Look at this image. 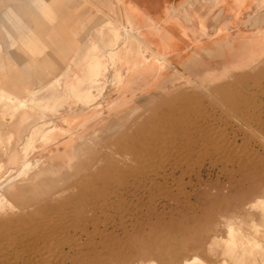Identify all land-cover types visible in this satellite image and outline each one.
<instances>
[{
  "label": "rangeland",
  "instance_id": "374dc122",
  "mask_svg": "<svg viewBox=\"0 0 264 264\" xmlns=\"http://www.w3.org/2000/svg\"><path fill=\"white\" fill-rule=\"evenodd\" d=\"M46 1L25 0L34 16L8 2L22 16V37L0 6V53L28 52L21 69L41 76L34 90L18 84L14 71L0 86V264H264L263 0L229 24L249 31L251 47L214 43L213 23L212 33L202 29L212 39L208 71L166 69L142 93L123 87L137 67L165 59L125 47L129 37L105 23L115 15L108 0H61L63 11L93 16L83 18L75 41L82 51L99 36L86 54L104 64L90 72L81 61L77 75L71 59L50 82L67 67L69 55L60 51L74 49L60 50L42 33L40 24L59 22L47 16L59 1ZM30 41L38 45L28 48ZM90 84L87 100L81 92ZM18 115L28 124L45 115V128L27 139Z\"/></svg>",
  "mask_w": 264,
  "mask_h": 264
},
{
  "label": "crops",
  "instance_id": "0c3cea01",
  "mask_svg": "<svg viewBox=\"0 0 264 264\" xmlns=\"http://www.w3.org/2000/svg\"><path fill=\"white\" fill-rule=\"evenodd\" d=\"M10 1H20L22 4L17 6L23 14L21 7H24L29 11L28 5L25 0H0V6H2V11H6V18L9 19L12 23L17 22L15 28L17 29V37H22V32L20 30L19 22L22 21L21 14H18L17 11L13 8L12 5L8 4ZM40 1L41 3H48L46 0H35ZM50 1V0H49ZM57 3L58 12L53 11L52 8H49V14L47 16L51 19L56 15L59 22H56L52 27L44 26L40 24L43 34L50 36V39H54L59 43L60 50H70L64 53L60 51L61 54H68L67 67L64 72L54 76L50 82L57 78L58 76L64 74L66 69L71 66L77 75L81 74L80 67L81 61L84 59V53L89 48L92 42H97L99 38L93 39L92 37H87L90 41L86 44V49L79 51L77 42L75 41L76 35L84 27V19H92L93 16L83 17L82 12H77L76 8L70 9L69 11H63L61 6L64 2L61 0ZM102 2L104 0H101ZM111 1V5H108L107 9L115 13L109 15V18L105 20V23L115 24V25H125V29L131 34H134V37L139 39L138 47L130 45V43L125 46L130 48V51H152L155 53V58L165 59L163 66H160L159 63L155 62L153 66L148 67L147 69L139 68L135 74L132 75V81L123 87L127 89L131 86L136 87L142 93V85L144 87H152L157 85V83L162 78V72L166 69L171 70L174 75L177 76L179 73L186 74L187 76H193L194 71L205 72L209 70L210 58L206 51L211 48V40L207 38L202 29H205L208 33H215L216 38L214 43L222 44L227 48L233 47L234 45H239L243 43L245 47L244 50L251 47L252 43L250 42L251 36L249 31H240L235 30L234 34H228L229 29L225 27L228 21V17L232 16V13L235 17H238L240 14H243V10L247 11L253 7L259 5L257 2L259 0H108ZM264 2V0H263ZM216 7V13L212 17L210 13L211 6ZM98 10H101L103 14H107V11H104L98 7ZM244 11V12H245ZM31 15H35L33 11H29ZM187 15V16H186ZM217 16V17H216ZM222 16V17H221ZM221 17V19L219 18ZM214 21V22H212ZM236 22V20H234ZM213 23H217V26L211 31V26ZM100 26H96V30ZM121 27V26H120ZM121 32L122 33V28ZM217 30V31H216ZM220 30V33L216 34ZM228 30V31H227ZM106 31L105 36L109 35V31ZM132 31V33H131ZM3 30H0V33H3ZM5 32L11 35V31L7 29ZM244 32V33H243ZM107 34V35H106ZM123 34V33H122ZM126 34V33H124ZM88 36V35H87ZM129 37V36H128ZM21 39V38H20ZM130 39V37H129ZM128 39V40H129ZM80 43L83 41V38L78 39ZM143 44V45H142ZM38 45L35 41H30L26 43L25 46L35 48ZM140 46V47H139ZM143 46V50H142ZM116 47V46H115ZM114 47V48H115ZM108 49V48H106ZM242 54L244 51H240ZM1 65H0V86L3 81L7 78V75L14 77V72L16 75H19L21 78L17 80V83L28 85L34 90V82L40 81L41 76H35L32 78L31 74H34L35 71L32 69H21L23 63L29 62L28 52L21 51L20 53L16 51H8L6 53H0ZM72 59L71 65L69 66V61ZM75 60V61H74ZM79 61L78 63H76ZM75 62V64H72ZM196 64L202 67H197ZM11 69V72H9ZM14 71V72H12ZM72 74V72H69ZM32 78V80H31ZM49 82V83H50ZM46 84L47 86L49 85ZM5 85V84H4ZM3 85V86H4ZM6 86V87H5ZM5 89L13 94L19 95L20 92L14 90L12 85H5ZM39 86H45V84L39 83ZM29 90L26 95L33 96L34 91ZM5 94L0 92V98H5ZM0 99V100H1ZM76 99V98H69ZM12 101V99H9ZM68 99H66L67 101ZM31 101V100H30ZM14 105L16 108L23 109L25 105L24 101L17 100ZM33 110H30V112ZM32 113V112H31ZM37 114V113H36ZM33 116V114H32ZM45 116V115H44ZM43 115H36L32 117L29 121H21L18 118L16 123L21 125L20 133H23L25 129L27 132V139L33 134V128L36 123L42 119ZM41 118V119H40Z\"/></svg>",
  "mask_w": 264,
  "mask_h": 264
},
{
  "label": "bare ground",
  "instance_id": "6f19581e",
  "mask_svg": "<svg viewBox=\"0 0 264 264\" xmlns=\"http://www.w3.org/2000/svg\"><path fill=\"white\" fill-rule=\"evenodd\" d=\"M187 16V15H186ZM217 17V16H216ZM220 19H221V17H219ZM228 21H230V22H227L228 23V25H225V27L227 28V29H229L230 31H229V34L231 35V34H234V32H235V30L236 29H234V28H231V27H229V24H231V23H233L234 22V20H235V16L233 15V13H232V16H230V17H228ZM102 26V25H101ZM104 26V25H103ZM109 26V25H108ZM115 26V25H114ZM113 26V27H114ZM121 26V27H120ZM120 26H115L114 28L115 29H119V28H122V32L123 33H126V34H124V35H126V36H129L130 37V39L129 40H123L122 42H123V44H125L126 46L130 43V45H132V46H134L135 48L136 47H138V44H139V39H137V38H135L134 37V34L133 35H131L126 29H125V25H123V24H121ZM106 27V26H105ZM110 28H112V27H110ZM114 28H112V30L114 29ZM106 29H109V28H107L106 27ZM232 29H233V32H232ZM109 31V30H108ZM117 32H119V31H117ZM89 33H91V32H89ZM88 33V34H89ZM114 33V32H113ZM131 33H132V31H131ZM115 34V33H114ZM118 36H120V33L118 34ZM99 37V36H98ZM117 39V38H116ZM111 40H112V38H111ZM119 40H120V38H119ZM104 41L105 40H103V44H104ZM116 41V40H115ZM100 42V41H99ZM101 43V42H100ZM106 43V42H105ZM116 43V42H115ZM99 44V43H98ZM105 45V44H104ZM104 45H103V47H104ZM100 46V45H99ZM98 46V47H99ZM114 46V45H113ZM120 46V45H119ZM86 47V46H85ZM84 47V48H85ZM97 47V49H101V47H99L98 48ZM107 47V46H106ZM140 47V46H139ZM86 49V48H85ZM109 50V49H108ZM107 50V51H108ZM115 50V52H116V49H114ZM83 51V50H82ZM103 51V50H102ZM106 51V52H107ZM96 52V51H95ZM98 52V51H97ZM96 52V53H97ZM110 52V51H109ZM234 53H240V51H233ZM91 53V52H90ZM101 53H105V52H101ZM113 53V52H112ZM85 55H84V59L82 60V64L84 65V66H86L87 67V69H88V71H92V70H94V68L95 67H93V65L94 64H102L103 62L101 61V60H98L97 58H95V56L96 55H91V54H86V52L84 53ZM109 56V55H108ZM134 56V55H133ZM98 57V56H97ZM110 57V56H109ZM108 57V58H109ZM111 57H113V56H111ZM132 57V56H131ZM140 57V56H139ZM99 59H101V58H99ZM112 58H110V60H111ZM114 59V58H113ZM106 60V59H105ZM141 60V59H140ZM79 62V61H78ZM106 62V61H105ZM104 64V63H103ZM107 65V64H106ZM119 65V64H118ZM97 66V65H96ZM116 66V65H115ZM137 66H139V65H137ZM140 66H142V65H140ZM102 67V66H101ZM99 68V67H98ZM104 68V67H103ZM123 69H124V67H122ZM138 69L140 68V67H137ZM132 69V68H131ZM98 72V71H97ZM94 73H96L95 71H94ZM93 74V73H92ZM122 74V73H121ZM95 75V74H94ZM117 75V74H116ZM125 78V77H124ZM57 80V78H55V81ZM92 80V79H91ZM109 81V80H108ZM58 82V81H57ZM56 84V83H55ZM93 86H94V84H93ZM55 87V86H54ZM90 87H91V84L90 85H88L87 86V88H84L83 89V91L81 92L82 93V97H85V99L87 98V100L89 99V98H91L93 95L90 93ZM121 87V86H120ZM58 89V88H57ZM59 90V89H58ZM80 91V90H79ZM3 93V92H2ZM60 91L59 92H56L54 95H52L51 97L53 98V96H56V95H60ZM1 97V96H0ZM1 99V98H0ZM2 101H3V99H1ZM0 100V101H1ZM94 101V100H93ZM10 102V101H9ZM84 102H86V100H84ZM83 102V103H84ZM12 103V102H11ZM14 104V103H13ZM16 105V104H15ZM4 108V107H3ZM43 117H44V115H43ZM48 124V123H47ZM51 124V123H50ZM45 125H46V123H45V120H40L39 122H37L36 123V125H35V127L33 128V131H36V133H39L41 130H42V128H45ZM53 126V125H52ZM32 131V132H33ZM233 230V229H232ZM231 233V238L229 239V243L230 242H232L234 245H235V243L234 242H236L237 241V239L235 238V233H234V231H231L230 232ZM240 237V236H239ZM251 238V237H250ZM240 239H241V237H240ZM240 239H238V240H240ZM252 239H254V238H252ZM251 240V239H250ZM255 240V239H254ZM231 244V243H230ZM233 244H231L232 246H233ZM231 246V247H232ZM236 247V246H235ZM254 258V257H253ZM194 259H196V258H194ZM247 259V258H246ZM188 264L190 263V260L189 261H186ZM192 263V262H191Z\"/></svg>",
  "mask_w": 264,
  "mask_h": 264
}]
</instances>
